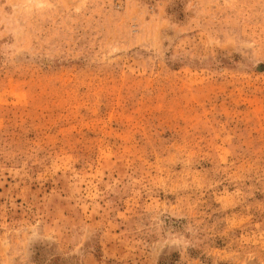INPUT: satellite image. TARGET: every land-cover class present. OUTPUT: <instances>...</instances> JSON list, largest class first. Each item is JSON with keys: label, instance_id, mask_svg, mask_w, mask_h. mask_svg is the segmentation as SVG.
Masks as SVG:
<instances>
[{"label": "rangeland", "instance_id": "obj_1", "mask_svg": "<svg viewBox=\"0 0 264 264\" xmlns=\"http://www.w3.org/2000/svg\"><path fill=\"white\" fill-rule=\"evenodd\" d=\"M0 264H264V0H0Z\"/></svg>", "mask_w": 264, "mask_h": 264}]
</instances>
